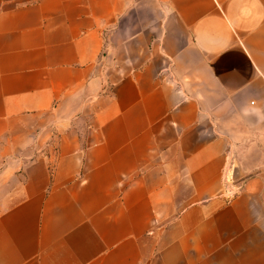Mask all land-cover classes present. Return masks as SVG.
Instances as JSON below:
<instances>
[{"label": "crops", "instance_id": "1", "mask_svg": "<svg viewBox=\"0 0 264 264\" xmlns=\"http://www.w3.org/2000/svg\"><path fill=\"white\" fill-rule=\"evenodd\" d=\"M0 264H264V0H0Z\"/></svg>", "mask_w": 264, "mask_h": 264}, {"label": "built area", "instance_id": "2", "mask_svg": "<svg viewBox=\"0 0 264 264\" xmlns=\"http://www.w3.org/2000/svg\"><path fill=\"white\" fill-rule=\"evenodd\" d=\"M230 167V166H229ZM222 181L225 186L229 185L231 183V174H229L228 170L224 171V174L222 176ZM240 188H236V191L234 190H228L226 193V197L232 196L235 192H237ZM231 193V194H230Z\"/></svg>", "mask_w": 264, "mask_h": 264}, {"label": "rangeland", "instance_id": "3", "mask_svg": "<svg viewBox=\"0 0 264 264\" xmlns=\"http://www.w3.org/2000/svg\"><path fill=\"white\" fill-rule=\"evenodd\" d=\"M231 173H232V174H231V183H233L234 174H233V172H231ZM237 188H239V187H237ZM233 190L236 191L235 188H233ZM239 191H240V189H239L237 192H235L234 194H232V196L226 197V198H227V201L229 202V201H231L232 199H234V198L238 195ZM230 194H231V193H230Z\"/></svg>", "mask_w": 264, "mask_h": 264}]
</instances>
